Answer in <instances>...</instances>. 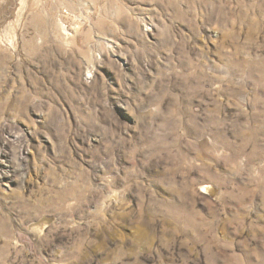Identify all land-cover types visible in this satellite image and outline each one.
<instances>
[{"label":"rangeland","instance_id":"obj_1","mask_svg":"<svg viewBox=\"0 0 264 264\" xmlns=\"http://www.w3.org/2000/svg\"><path fill=\"white\" fill-rule=\"evenodd\" d=\"M0 264H264V0H0Z\"/></svg>","mask_w":264,"mask_h":264}]
</instances>
